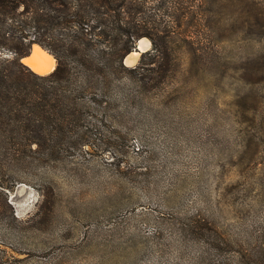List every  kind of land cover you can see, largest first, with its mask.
Masks as SVG:
<instances>
[{"label":"rangeland","instance_id":"1","mask_svg":"<svg viewBox=\"0 0 264 264\" xmlns=\"http://www.w3.org/2000/svg\"><path fill=\"white\" fill-rule=\"evenodd\" d=\"M200 3L197 51L128 81L101 138L4 164L0 264H197L199 226L246 240L264 218V0Z\"/></svg>","mask_w":264,"mask_h":264},{"label":"trees","instance_id":"2","mask_svg":"<svg viewBox=\"0 0 264 264\" xmlns=\"http://www.w3.org/2000/svg\"><path fill=\"white\" fill-rule=\"evenodd\" d=\"M200 1L0 0V215L17 220L6 190L22 179L5 163L55 158L101 138L103 111L130 99L128 81L149 86L171 70L176 46L197 51L207 27ZM143 36L151 47L125 65ZM32 43L53 55L51 71L21 61ZM242 223L236 215L231 226ZM248 226L246 240H228L217 223L199 226L197 264H264V218Z\"/></svg>","mask_w":264,"mask_h":264},{"label":"bare ground","instance_id":"3","mask_svg":"<svg viewBox=\"0 0 264 264\" xmlns=\"http://www.w3.org/2000/svg\"><path fill=\"white\" fill-rule=\"evenodd\" d=\"M150 41L146 37H142L138 40V45L140 48H147ZM31 55L29 59H22L26 65H28L33 71L38 73H47L55 66V58L48 51L43 50L38 46H33ZM139 52L132 50L125 57L126 64H133L138 58Z\"/></svg>","mask_w":264,"mask_h":264},{"label":"water","instance_id":"4","mask_svg":"<svg viewBox=\"0 0 264 264\" xmlns=\"http://www.w3.org/2000/svg\"><path fill=\"white\" fill-rule=\"evenodd\" d=\"M139 40V39H138ZM138 40H137V42H136V45H135V48H134V50H136V51H138L139 52V54L141 53V52H143V51H146L147 49H148V47L147 48H140L139 47V45H138ZM33 46H38V47H40V48H42L43 50H46L45 48H43L41 45H39L38 43H32L31 44V46H30V49H29V52L27 53V54H25V55H23V56H21V61H22V59H29V57H30V55H31V52H32V48H33ZM46 51H48V50H46ZM129 53V52H128ZM127 53V54H128ZM126 54V55H127ZM126 55L124 56V58H123V63L125 64V65H134V63L133 64H126L125 63V57H126ZM55 67V66H54ZM53 69V68H52ZM51 69V70H52ZM50 70V71H51ZM36 72V71H35ZM49 72V71H48ZM38 73V72H37ZM41 74V73H40Z\"/></svg>","mask_w":264,"mask_h":264}]
</instances>
